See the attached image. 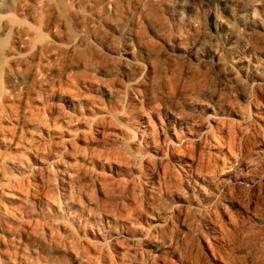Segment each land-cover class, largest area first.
Returning <instances> with one entry per match:
<instances>
[{"label":"rangeland","instance_id":"rangeland-1","mask_svg":"<svg viewBox=\"0 0 264 264\" xmlns=\"http://www.w3.org/2000/svg\"><path fill=\"white\" fill-rule=\"evenodd\" d=\"M0 264H264V0H0Z\"/></svg>","mask_w":264,"mask_h":264},{"label":"bare ground","instance_id":"bare-ground-1","mask_svg":"<svg viewBox=\"0 0 264 264\" xmlns=\"http://www.w3.org/2000/svg\"><path fill=\"white\" fill-rule=\"evenodd\" d=\"M72 245V244H71Z\"/></svg>","mask_w":264,"mask_h":264}]
</instances>
